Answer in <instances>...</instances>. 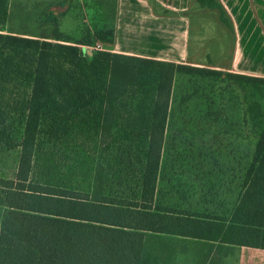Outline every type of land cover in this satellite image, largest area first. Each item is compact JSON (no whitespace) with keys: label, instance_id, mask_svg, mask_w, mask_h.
Returning <instances> with one entry per match:
<instances>
[{"label":"trees","instance_id":"16d2710c","mask_svg":"<svg viewBox=\"0 0 264 264\" xmlns=\"http://www.w3.org/2000/svg\"><path fill=\"white\" fill-rule=\"evenodd\" d=\"M195 1L228 25L219 0ZM8 13L9 0H0V148L20 155L14 179H0V264H144L148 233L264 250V78L82 49L114 45L107 22L72 44L55 26L56 43L3 34ZM179 76L225 80L242 98L255 152L231 217L156 204ZM128 128L144 137L136 188L120 176L114 191L100 169L90 181L71 168L61 173L49 158L75 132L110 153Z\"/></svg>","mask_w":264,"mask_h":264},{"label":"rangeland","instance_id":"374dc122","mask_svg":"<svg viewBox=\"0 0 264 264\" xmlns=\"http://www.w3.org/2000/svg\"><path fill=\"white\" fill-rule=\"evenodd\" d=\"M119 4L120 0H9L8 17L1 30L3 34L14 33L56 43L51 38L55 26L65 44H72L103 29L105 22L112 27ZM193 12L190 13L191 32L201 21L203 25L211 14L208 9L200 14ZM51 14L55 19L47 24L45 21ZM206 20L208 33L198 56L202 62L217 60L218 64L226 66L233 54V45L227 38L222 48L218 24L215 26V20ZM217 22L222 25L219 18ZM226 87L227 81L219 78H177L162 153L157 205L220 217L233 214L253 160L255 139L244 124L245 108L237 100H242L240 94ZM262 103L264 105V98ZM70 138L50 148L49 158L61 173L71 168L79 172L78 175H88L90 181L92 172L100 169L108 174V183L114 191L120 190V176L128 187H138L144 137L137 131L128 128L116 135L110 153L104 152L96 140L82 138L78 132ZM19 155V148L11 151L0 148V179H14ZM4 211L0 207V232ZM210 244L148 233L144 264H202L188 248ZM180 254L184 260L180 261Z\"/></svg>","mask_w":264,"mask_h":264},{"label":"crops","instance_id":"0c3cea01","mask_svg":"<svg viewBox=\"0 0 264 264\" xmlns=\"http://www.w3.org/2000/svg\"><path fill=\"white\" fill-rule=\"evenodd\" d=\"M219 1L226 11L228 25L221 21L218 11L208 9L211 14L204 19V24L201 21L191 32L190 13L200 14L206 9L195 0H120L115 10L117 17L116 13L114 16L115 43L105 51L264 78V0ZM218 18L222 25L217 22ZM206 19L215 20V26L218 24L222 48L227 38L233 45V54L226 66L217 60L202 62L198 56L208 33ZM208 243L211 244L189 247L192 252H188L194 253L202 264H264L262 249ZM180 258L184 260L181 254Z\"/></svg>","mask_w":264,"mask_h":264},{"label":"built area","instance_id":"2783aa9c","mask_svg":"<svg viewBox=\"0 0 264 264\" xmlns=\"http://www.w3.org/2000/svg\"><path fill=\"white\" fill-rule=\"evenodd\" d=\"M86 52H89V53H97V52H101V51H105L104 49H103V47L101 46V45H99V44H97V45H93V46H85L84 48H83Z\"/></svg>","mask_w":264,"mask_h":264}]
</instances>
